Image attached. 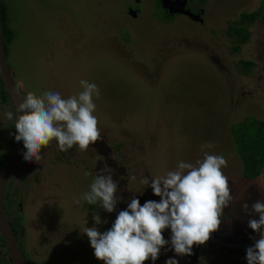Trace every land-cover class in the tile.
I'll list each match as a JSON object with an SVG mask.
<instances>
[{
    "label": "rangeland",
    "instance_id": "374dc122",
    "mask_svg": "<svg viewBox=\"0 0 264 264\" xmlns=\"http://www.w3.org/2000/svg\"><path fill=\"white\" fill-rule=\"evenodd\" d=\"M4 1L14 31L5 59L22 97L55 91L67 99L83 91L81 80L96 84L100 93L93 97L100 140L84 152L78 145L60 152L52 140L39 162L19 164L8 180V217L22 218L19 243L27 264H103L84 231L109 230L121 200L108 213L82 196L105 166L118 181L115 195L132 194L142 206L160 199L142 179L151 183L182 161L195 165L205 152L226 159L222 171L234 199L223 209L218 230L196 246L194 264H247L237 251L246 253L259 238L248 221L259 219L251 206L264 202V169L257 179L242 178L229 130L245 118L264 120V0H204L201 23L182 15L159 22L153 17L161 14L157 0ZM199 4L189 2L191 8ZM260 7L250 39L231 52L227 27ZM241 61L253 63L249 72ZM12 124L0 120V155ZM162 235L170 240V229ZM183 257L168 244L157 260L147 261Z\"/></svg>",
    "mask_w": 264,
    "mask_h": 264
},
{
    "label": "clouds",
    "instance_id": "9594fccd",
    "mask_svg": "<svg viewBox=\"0 0 264 264\" xmlns=\"http://www.w3.org/2000/svg\"><path fill=\"white\" fill-rule=\"evenodd\" d=\"M79 83L83 91L67 99L55 91L40 96L29 92L14 107L15 111L0 107V120L15 119L14 139L23 142L25 162H39L42 147L52 140L60 152L74 145L84 152L102 138L93 100L94 96L99 97V89L86 80ZM226 166L223 155L205 152L203 160H197L195 165L182 161L176 170L151 179V183L148 178L142 179L140 183L150 186L159 202L149 200L141 206L133 198L109 230L101 233L95 226L85 228L95 258L103 264H144L149 259L157 260L161 248L168 244L176 257L191 255L193 245L205 244L210 234L218 230L223 209L233 202L229 179L222 171ZM112 171L107 166L102 168L90 191L82 196L88 205H97L108 213L114 211L120 199L115 195L117 183ZM80 202L74 200L77 205ZM242 207L247 211L249 206L245 203ZM251 209V214H258L259 219H249L248 227L259 238L246 249V260L247 264H264V202H255ZM93 220L96 225L102 223L98 214ZM165 229H170V240L162 235ZM166 264H178V260L169 258Z\"/></svg>",
    "mask_w": 264,
    "mask_h": 264
},
{
    "label": "trees",
    "instance_id": "16d2710c",
    "mask_svg": "<svg viewBox=\"0 0 264 264\" xmlns=\"http://www.w3.org/2000/svg\"><path fill=\"white\" fill-rule=\"evenodd\" d=\"M160 1L161 0H157V9L161 14L158 15L157 13H155L153 17L159 20V22L169 23L173 20V17L175 16L170 15L166 10H163L161 8ZM186 1L187 3L185 8L189 9L191 12L193 9H195L198 12L202 10L201 5L205 2L204 0H200V4L197 5L196 8H191L189 6V2L191 0H186ZM262 13H263V7H260L258 10L251 13H242L233 24L227 27L226 35L231 40V44H232L231 52L233 53L239 52L241 46L248 42V40L250 39L249 26L255 23L260 18ZM0 32H1L0 37L2 41L3 52L6 58L8 55V47L10 46V44L14 39V31L9 25L8 9L4 0H0ZM240 64L244 68V73L249 72L253 67V63L249 61H245V62L241 61ZM0 105L12 108L9 96L6 90L4 89L3 85L1 84V81H0ZM12 127L14 128V119H13ZM229 132L234 145L235 153L241 162L242 178L248 181L257 179L260 176L262 170L264 169V120L245 118L242 122L233 125L230 128ZM12 142H13V137L11 135L10 142L7 145V148L4 150L5 153L0 155V168L8 156V153L12 146ZM111 174L113 180L115 181L114 179L115 174L113 172ZM116 183H118V181ZM7 185L9 187V182L7 183ZM117 189H118V185H117ZM120 191L122 194L121 196H117V197H119L120 198L119 200L121 201L117 204V206L121 210H123L124 207L126 208L127 204L131 201V199L136 197H133L132 194H127L122 190ZM5 192L6 191H4V198H3L5 214L8 221L10 222L13 233L20 246L19 235L21 231L20 223L22 221V218L17 217L16 222H13V220L8 217L9 210L6 205ZM15 192L18 191L15 190ZM0 248L2 250V257L0 258V264H12L9 256L7 255L4 242L1 239H0ZM240 251L241 252L237 251L238 256H241L242 258H246V253L243 250Z\"/></svg>",
    "mask_w": 264,
    "mask_h": 264
},
{
    "label": "water",
    "instance_id": "95a60500",
    "mask_svg": "<svg viewBox=\"0 0 264 264\" xmlns=\"http://www.w3.org/2000/svg\"><path fill=\"white\" fill-rule=\"evenodd\" d=\"M186 0H161V8L166 10L170 15H182L187 17L189 20L194 22H200V14L202 13L199 11L198 13H192L189 9H186ZM131 12V11H130ZM133 17H135V13H131ZM1 36V32H0ZM0 81L3 85L4 89L6 90L10 103L12 105L13 111H15V106L21 101L22 95L14 81V78L7 66L6 59L3 52L2 41L0 37ZM21 113H17L20 115ZM15 124V119H14ZM16 134V129L14 126V135H13V142L8 153L7 158L3 162L0 168V239L4 242V246L9 256L12 264H27L25 256L20 248L16 237L13 233L12 227L10 222L8 221L5 210H4V189L5 186L12 175L13 171L18 165L20 160L22 151L24 149L23 142H17L14 139ZM115 221V219H113ZM223 241V240H222ZM225 242V241H224ZM197 245H193L192 247V254L189 256H185L178 260V264H194L196 262L195 257V248ZM144 264H152L147 260ZM154 264V263H153ZM158 264V263H156ZM159 264H166V262H160Z\"/></svg>",
    "mask_w": 264,
    "mask_h": 264
},
{
    "label": "flooded vegetation",
    "instance_id": "af4514ba",
    "mask_svg": "<svg viewBox=\"0 0 264 264\" xmlns=\"http://www.w3.org/2000/svg\"><path fill=\"white\" fill-rule=\"evenodd\" d=\"M195 11V12H194ZM198 11H196L195 9H193L192 10V13H197ZM24 152H25V149H23V151H22V154H21V157H20V160H19V162H18V165H17V167L15 168V170L14 171H16L18 168H19V164L20 165H22V166H27L28 164V162H25V160H24ZM24 164V165H23ZM13 171V172H14ZM14 176V174L12 173V175L10 176V178L11 177H13ZM9 182V181H8ZM6 188V190H4V191H6L5 192V196L7 197V195H8V191H7V189H9L8 188V185L5 187ZM242 234L240 233V234H236L235 235V238H237V240L235 239V241H234V243L236 244V243H238V241L240 240L239 239V237L241 236ZM230 246H233V244L232 245H230ZM251 246H253V244H251ZM250 247V246H249Z\"/></svg>",
    "mask_w": 264,
    "mask_h": 264
}]
</instances>
